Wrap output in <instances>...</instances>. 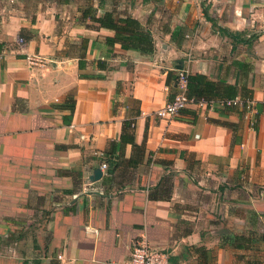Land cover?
Segmentation results:
<instances>
[{
  "label": "crops",
  "instance_id": "0c3cea01",
  "mask_svg": "<svg viewBox=\"0 0 264 264\" xmlns=\"http://www.w3.org/2000/svg\"><path fill=\"white\" fill-rule=\"evenodd\" d=\"M259 6L264 0H0V264H124L141 238L169 264H264ZM89 8L138 19L154 52L110 43L115 31L95 27ZM221 28L258 37L234 42ZM178 69L205 75L213 100L243 103L160 118ZM71 100L74 109L63 107ZM128 119L135 145L122 140ZM107 155L113 173L101 168ZM238 235L247 239L236 245Z\"/></svg>",
  "mask_w": 264,
  "mask_h": 264
},
{
  "label": "trees",
  "instance_id": "16d2710c",
  "mask_svg": "<svg viewBox=\"0 0 264 264\" xmlns=\"http://www.w3.org/2000/svg\"><path fill=\"white\" fill-rule=\"evenodd\" d=\"M85 16H90L93 25L95 27L101 28L106 27L115 31L114 37H109L108 41L112 44L120 43L125 49H132L139 51L142 54H152L156 47V42L153 36V33L150 29L145 28L141 22L132 17H117L113 12H106L102 16H96L95 10L93 8H89L84 10ZM223 33L230 36L234 42H243L251 45L255 39H257L258 35L254 32L250 31H228L226 28L220 29ZM176 79V76H175ZM215 84L211 81L207 80L205 75L195 74L189 75L188 77V95L195 96L198 98H205L210 100L217 96L215 94ZM234 98V97H232ZM69 102V103H68ZM66 102V104L61 107L68 106V108L74 109L75 101L71 100ZM139 113V111H137ZM132 123H134V119H128L124 122V129L122 133V140L125 142H130L134 144V135L130 132L129 128ZM135 145V144H134ZM137 159V156L132 159L131 162ZM105 161L108 164V170L110 173H113L117 168V162L111 158V156L107 155ZM236 245L242 244L244 240L247 239L245 236H235ZM237 242H240L237 244ZM249 247V246H247ZM197 250L201 251L204 254V258L206 255V249L201 246L196 247ZM250 264V263H249Z\"/></svg>",
  "mask_w": 264,
  "mask_h": 264
},
{
  "label": "built area",
  "instance_id": "2783aa9c",
  "mask_svg": "<svg viewBox=\"0 0 264 264\" xmlns=\"http://www.w3.org/2000/svg\"><path fill=\"white\" fill-rule=\"evenodd\" d=\"M21 44L25 43L24 38H19ZM30 63L35 64L42 60L36 56L29 57ZM189 72L186 69H178L175 79V92L171 101L158 109L157 114L160 118L171 119L180 115L189 105L205 106L209 110H213L216 103L228 107L242 102L239 99H226V100H207L205 98H198L188 95V77ZM252 101L247 100L244 104L251 107ZM97 155H104L97 152ZM101 168L108 169L107 163H102ZM124 264H169V254L163 250H159L151 246L145 239L141 238L136 240L130 251V256Z\"/></svg>",
  "mask_w": 264,
  "mask_h": 264
},
{
  "label": "rangeland",
  "instance_id": "374dc122",
  "mask_svg": "<svg viewBox=\"0 0 264 264\" xmlns=\"http://www.w3.org/2000/svg\"><path fill=\"white\" fill-rule=\"evenodd\" d=\"M257 9H264V6H259V7H257ZM256 12V11H255ZM254 12V13H255ZM255 18H256V20H255V22L257 23V24H262L263 26H264V13H261V12H256L255 13ZM263 28V27H262ZM262 28H260L259 29V31H261V30H264V29H262ZM251 32H253V31H251ZM259 239H261V238H259ZM263 239V238H262ZM259 245H260V251L262 252V254L264 255V240L262 241V240H260V243H259ZM2 249H4L5 248V244L4 243H2V245L0 246Z\"/></svg>",
  "mask_w": 264,
  "mask_h": 264
},
{
  "label": "water",
  "instance_id": "95a60500",
  "mask_svg": "<svg viewBox=\"0 0 264 264\" xmlns=\"http://www.w3.org/2000/svg\"><path fill=\"white\" fill-rule=\"evenodd\" d=\"M102 177V170L101 168H97L93 175L91 176V180L95 181V180H98Z\"/></svg>",
  "mask_w": 264,
  "mask_h": 264
}]
</instances>
